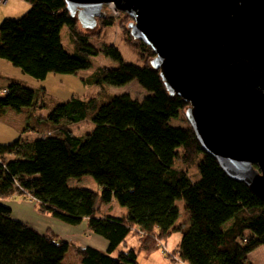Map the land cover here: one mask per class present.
<instances>
[{
	"label": "trees",
	"instance_id": "16d2710c",
	"mask_svg": "<svg viewBox=\"0 0 264 264\" xmlns=\"http://www.w3.org/2000/svg\"><path fill=\"white\" fill-rule=\"evenodd\" d=\"M26 1L31 4L26 14L5 18L0 24V58L42 80L49 73H77L90 65L92 56L103 53L118 66L98 68L88 83L121 86L137 79L150 94L144 100L128 93L106 94L102 102L98 97L86 100L74 95L49 105L45 91L39 98L34 88L20 80L0 83V118L7 108L30 111L15 140L0 142V264H65L70 249V243L52 229L43 233L15 217L5 201L17 196L34 203L39 214L64 224L78 226L86 221L91 232L108 241L105 251L91 245L76 247L82 264H140L134 248L119 250L116 256L113 252L122 243L127 246L132 232L140 235L141 248L151 252L177 231L182 239L170 257L174 260L253 264L249 255L264 245V201L229 177L200 145L185 116L189 105L167 90L160 70L151 65L154 51L131 34L132 18L124 12L113 15L106 7V16L89 30L71 16L65 0ZM118 24L122 40L142 64L128 62L115 44L101 49L91 42ZM65 26L73 52L63 43ZM107 106L110 114L104 124L84 137L74 131V123L97 119ZM40 108L48 113L37 115ZM181 114L186 125H172ZM135 117L160 137L179 142L181 151L174 152V163L156 157L143 134L137 135L132 126ZM176 161L182 166H175ZM160 162L166 168L158 175ZM49 164L56 170L54 177L44 176ZM194 165L200 174L190 173ZM84 175H91L100 189L69 183L70 178ZM114 197L127 211L104 214L103 205ZM178 199L185 201L189 223L179 222Z\"/></svg>",
	"mask_w": 264,
	"mask_h": 264
},
{
	"label": "water",
	"instance_id": "95a60500",
	"mask_svg": "<svg viewBox=\"0 0 264 264\" xmlns=\"http://www.w3.org/2000/svg\"><path fill=\"white\" fill-rule=\"evenodd\" d=\"M65 1L85 29L104 5L132 18L167 90L189 105L200 145L264 201V0Z\"/></svg>",
	"mask_w": 264,
	"mask_h": 264
},
{
	"label": "rangeland",
	"instance_id": "374dc122",
	"mask_svg": "<svg viewBox=\"0 0 264 264\" xmlns=\"http://www.w3.org/2000/svg\"><path fill=\"white\" fill-rule=\"evenodd\" d=\"M108 12H112V9L108 8ZM111 7V6H110ZM31 8V4L26 0H8L5 4H0V14H3L0 17V24L5 18H20L28 10ZM105 10V9H104ZM9 13V14H7ZM62 38L63 43L67 50L70 52L74 51V43L70 37L69 29L65 26L62 30ZM91 42L97 46L98 48L103 49L105 45H116L119 50L121 51L123 57L128 61L136 64H142V61L139 59V56L133 52V50L125 44V42L121 38V30L119 28V24L117 26L107 27L104 30V34L100 38L93 37ZM91 63L88 67L78 71L77 73L73 74H64V73H49L45 79H37L27 73H25L21 68L14 66L8 60L0 58V83H6L8 79H17L22 81L24 84L34 88L38 92V97L42 98L43 91H45V98L46 100L50 101L49 105H53V102H63L68 101L72 96L76 95L83 99H90L92 97L100 98L101 102L106 100V96L110 94H130L133 98H138L140 100H144L150 92L147 91L137 79L130 81L129 83L121 86L112 85L106 83L103 86L88 83L86 80L87 78L91 77L94 72L100 67H108V68H115L118 66V63L114 61L112 58L105 56L103 53L98 55L92 56L90 58ZM107 94V95H106ZM10 108H7L9 111ZM14 109V108H13ZM110 107H105L102 109L101 114L95 120H87L81 121L78 123H74L72 128L74 131L84 137L86 133L91 131L94 127L100 124H104L108 116L110 114L109 111ZM25 111V110H24ZM27 111V110H26ZM30 111H28V115L26 121L28 119ZM48 113L47 108H40L37 109L36 114L39 116L46 115ZM7 114V113H6ZM5 114V115H6ZM16 116L11 114V116L7 115L4 119L12 120ZM18 117V115H17ZM25 112L19 113V123L23 126L20 130L23 131L25 126ZM1 119V118H0ZM132 126L133 130L137 133V135L141 136L143 134V141L153 148L156 157L159 159H166L167 161H173V155L176 150L181 151V147L179 142L177 141H169L159 136V134L152 129L145 128L139 118H133ZM184 114H181L177 118H173L171 123L174 126H183L186 125V121L184 120ZM18 132L19 134L21 133ZM14 130L10 127V124L0 120V142H9L12 140L14 135ZM142 138V137H141ZM15 140V139H13ZM60 157V156H59ZM201 160V158H200ZM61 161V159H60ZM50 163V160H49ZM63 164V160H62ZM113 164L118 165L116 162ZM46 172L44 173L45 177H54L55 169L51 167V164L48 165ZM175 166H182L180 161L175 162ZM191 167V166H190ZM166 167L165 165L160 162V170L158 175L164 170ZM57 171L60 170L59 166L56 165ZM50 173V171H52ZM190 173L193 174H200L197 165H194L190 168ZM152 180V177L149 178V182ZM72 186H81L88 189L99 190L100 186L95 181V179L91 175H84L82 177H72L69 180ZM114 181V180H113ZM20 196L13 197L12 200V208L14 209L15 215L19 216V219L25 220L32 225L44 223L45 226H49L52 224L50 221L45 219L46 216H40L37 212L36 208L31 207L30 211L25 212L21 206H19V201H22ZM14 201L18 202L15 203ZM114 203V204H113ZM112 204L103 205L102 209L105 211L107 210L109 213L113 214L117 211L120 212V208H123L120 204L119 198L115 197V200ZM177 206L180 210V217L179 222L181 223H189V215L185 210V201L183 199L177 200ZM13 212V215H14ZM118 214V213H117ZM14 215V216H15ZM15 216V217H16ZM49 216V215H48ZM51 217V216H50ZM18 218V217H17ZM52 218V217H51ZM56 227H59L58 222H53ZM66 225V224H63ZM65 227V226H63ZM62 233L66 234V231L59 229ZM96 237H101L96 234ZM106 240L105 238H103ZM140 235L132 232L127 237V246H124L122 243L113 254L116 256L117 251L119 250H127L129 248H134L138 253V261L140 264H183L182 260H174L170 258L174 250L177 248L178 244L181 242L182 233L177 231L173 233L167 241H164L163 244L160 243V247L155 249L151 252H146L144 249L141 248L140 242ZM107 241V240H106ZM108 242V241H107ZM96 248H103L101 244L94 245ZM103 250V249H101ZM105 251V250H104ZM176 251V250H175ZM67 263L71 262V264H80V260L78 256L74 257V254L70 253L67 256ZM249 263L253 264H264V245L257 248L249 255Z\"/></svg>",
	"mask_w": 264,
	"mask_h": 264
},
{
	"label": "crops",
	"instance_id": "0c3cea01",
	"mask_svg": "<svg viewBox=\"0 0 264 264\" xmlns=\"http://www.w3.org/2000/svg\"><path fill=\"white\" fill-rule=\"evenodd\" d=\"M7 14H9V13H7ZM2 15L3 14H0V17ZM28 111H29L28 108H23V109H20V110L10 108L9 111H7V114L5 116L1 117L0 120L10 124V127L12 128V130H14L15 134L13 135L12 139H14L15 137H17L19 135L18 132H20L21 131L20 129L23 127L19 123V113L25 112V116H26L25 117V121H26V118H27V115H28ZM11 114H14L16 117L14 119H12V120L4 119L7 115L11 116ZM17 115H18V117H17ZM11 199H13V198H11ZM20 200H22V201H19V203L16 202V201H14V202L18 203L19 206H21L23 209H25L24 210L25 212L30 211L31 207L35 208L34 203H31L30 201L24 200V199H20ZM114 200H115V197L113 198L111 204L114 202ZM5 202L9 203L12 206V200L8 199ZM121 206H123V205H121ZM120 209H121L120 212L117 211L116 213H113V214L109 213L107 210H105V211L103 210V213L107 214V215H121V214H123V213H125L127 211V208L125 206H123V208H120ZM13 211H14V209H13ZM14 215H15V212H14ZM40 216H46L44 218L47 219L48 221H50L52 224H49V226H45L44 223H41V224H35L34 223V227H36L40 232H43V233L46 232L48 229H52L54 232H56L57 235H59L60 238H63L64 240L68 241L70 243V249H69V252L67 253V256L70 253L74 254V257L78 256L75 253V248L78 247V246L79 247H85V246H88V245L94 246V245L101 244L103 246V248H99L100 250L101 249H103V250H107L108 249L109 243L106 240H104L102 236L101 237H96V234H94L93 232H91L88 229L86 221L83 222L81 225L71 226V225H67V224L63 225L64 223L59 222L56 219L51 218L48 215L40 214ZM16 217L19 218V216H16ZM53 222H58L60 229L62 228V230L66 231V234H64L60 230H58L59 227H56L55 224H53ZM63 226H65V227H63ZM139 244H140V242H139ZM67 256H66V259H65V264H71V262H69V263L66 262L67 261ZM78 258L80 260V264H82L81 257L78 256ZM183 264H186V263H183Z\"/></svg>",
	"mask_w": 264,
	"mask_h": 264
},
{
	"label": "built area",
	"instance_id": "2783aa9c",
	"mask_svg": "<svg viewBox=\"0 0 264 264\" xmlns=\"http://www.w3.org/2000/svg\"><path fill=\"white\" fill-rule=\"evenodd\" d=\"M6 2H8V0H0V4H5ZM111 6V7H110ZM109 8L112 9V14L118 16L119 12L118 10L115 9L113 4L109 5ZM7 90H3L2 93H6Z\"/></svg>",
	"mask_w": 264,
	"mask_h": 264
},
{
	"label": "bare ground",
	"instance_id": "6f19581e",
	"mask_svg": "<svg viewBox=\"0 0 264 264\" xmlns=\"http://www.w3.org/2000/svg\"><path fill=\"white\" fill-rule=\"evenodd\" d=\"M108 5H104V8L103 9H105L106 7H107ZM109 8V7H108ZM106 12V11H105ZM121 12V11H120ZM22 132V131H21ZM180 150V149H179Z\"/></svg>",
	"mask_w": 264,
	"mask_h": 264
}]
</instances>
